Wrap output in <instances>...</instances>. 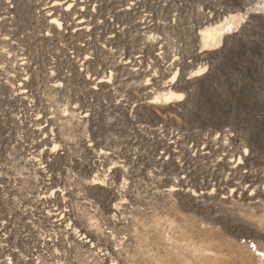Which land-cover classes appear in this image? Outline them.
<instances>
[{
  "label": "rangeland",
  "instance_id": "1",
  "mask_svg": "<svg viewBox=\"0 0 264 264\" xmlns=\"http://www.w3.org/2000/svg\"><path fill=\"white\" fill-rule=\"evenodd\" d=\"M0 264H264V0H0Z\"/></svg>",
  "mask_w": 264,
  "mask_h": 264
},
{
  "label": "bare ground",
  "instance_id": "2",
  "mask_svg": "<svg viewBox=\"0 0 264 264\" xmlns=\"http://www.w3.org/2000/svg\"><path fill=\"white\" fill-rule=\"evenodd\" d=\"M202 37H203V40L207 44L208 43L210 44V42H216L217 43V41H218V39L220 37V34L218 35V29L217 28H208V29L203 31ZM173 96H175V95H173Z\"/></svg>",
  "mask_w": 264,
  "mask_h": 264
}]
</instances>
